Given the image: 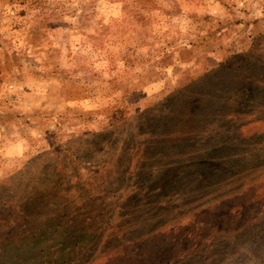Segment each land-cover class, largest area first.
I'll use <instances>...</instances> for the list:
<instances>
[{"label":"rangeland","instance_id":"rangeland-1","mask_svg":"<svg viewBox=\"0 0 264 264\" xmlns=\"http://www.w3.org/2000/svg\"><path fill=\"white\" fill-rule=\"evenodd\" d=\"M0 264H264V0H0Z\"/></svg>","mask_w":264,"mask_h":264}]
</instances>
